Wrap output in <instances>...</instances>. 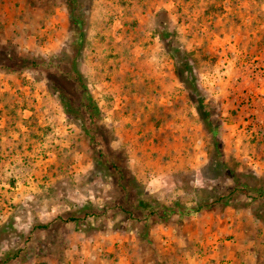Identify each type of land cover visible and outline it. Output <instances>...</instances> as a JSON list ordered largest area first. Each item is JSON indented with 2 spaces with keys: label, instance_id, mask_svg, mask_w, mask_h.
<instances>
[{
  "label": "rangeland",
  "instance_id": "rangeland-1",
  "mask_svg": "<svg viewBox=\"0 0 264 264\" xmlns=\"http://www.w3.org/2000/svg\"><path fill=\"white\" fill-rule=\"evenodd\" d=\"M69 1L0 8V264L62 260L75 232L135 235L132 247H168L164 261L186 264L170 229L219 264H264V0ZM161 32L192 58L202 107ZM142 186L155 207L209 205L196 222L175 211L150 224L134 210Z\"/></svg>",
  "mask_w": 264,
  "mask_h": 264
},
{
  "label": "crops",
  "instance_id": "crops-1",
  "mask_svg": "<svg viewBox=\"0 0 264 264\" xmlns=\"http://www.w3.org/2000/svg\"><path fill=\"white\" fill-rule=\"evenodd\" d=\"M0 1V8L5 5L6 0ZM193 221L200 220L202 217L199 215L192 216ZM203 219V218H202ZM211 223V221H209ZM169 243L172 240L179 241L181 245H184L179 249V259L184 257L188 260L186 264H219L213 259L219 258V253L215 250L209 253L197 252L194 248H190L187 242L186 236H180L171 229L168 232ZM150 233L148 237L150 238ZM195 236V235H193ZM209 237V235H208ZM201 239L204 244L207 245L210 237ZM66 239L69 240L68 247L64 250V258L59 260L56 257H52L53 260H49L48 264H169L163 260L164 254L172 252L168 247H164L159 253L150 247L141 249L136 245L132 247L136 241L135 235L117 233V232H101L94 234H85L84 232H75L68 234ZM137 244V243H136ZM165 248L167 251H165ZM196 248V247H195ZM216 251V252H215ZM160 254V255H159ZM186 260V261H187ZM22 263V262H21ZM23 264H26L23 262ZM28 264V263H27ZM31 264H41L39 261H33ZM179 264V263H170ZM180 264H183L181 262Z\"/></svg>",
  "mask_w": 264,
  "mask_h": 264
},
{
  "label": "trees",
  "instance_id": "trees-1",
  "mask_svg": "<svg viewBox=\"0 0 264 264\" xmlns=\"http://www.w3.org/2000/svg\"><path fill=\"white\" fill-rule=\"evenodd\" d=\"M74 0L69 1V3L72 4ZM80 23V20L76 19V16L74 15V23ZM161 38L163 40V43L165 47L167 48L168 52L174 57L178 58L175 65V72L179 78V80L183 83L184 87L187 89L189 96L194 100V102L197 103V106L200 108L203 106L205 98H203V92L200 84L198 83L197 75L195 74V66L192 63V58L187 57V53L184 51H181L180 49H177L172 40L166 37V33L161 32ZM179 56V57H178ZM82 96H83V103L84 107L87 109L88 114L92 121L96 119V109L97 106L93 104L90 100V95L86 89V87L83 86L82 88ZM218 125H210L209 126V132L211 134L212 138V146L209 149V163L213 165L215 170L221 169L220 166H217L216 161H222V145L221 140L218 135ZM92 145H94L96 150L98 151V156L100 160L109 168H112L115 172L119 173L121 177L125 176V173L123 172V167L119 166L115 159L109 157L105 153L102 152L101 146L92 140ZM209 165V164H208ZM222 165V164H221ZM218 168H217V167ZM218 172V171H217ZM225 178H232V180L235 183H239L244 187H249L248 183L246 181H240L238 176H236V173L228 174ZM118 185L117 179L113 181V187L118 188L120 187ZM257 190V189H256ZM259 192L261 194H264V188H258ZM121 192H123L124 195L132 196L131 191L125 189V187L121 188ZM144 195H147L146 191L144 190V187H141V191L137 192L136 201L137 204L134 205V210L138 211L140 214H146L148 218H150V224L154 222H166L169 220V213L177 211L179 215H185V216H192L199 213V211L203 208L208 207V202L203 200L196 201L194 205L185 206L183 203H179L178 201H173L170 205L165 203H160V205H157L155 207V199H152L151 196L148 198H145ZM172 205H175L176 207H171ZM159 206V207H158ZM130 211L131 214H135V212ZM146 210V212H145ZM153 215H156L157 218H155ZM71 219H74L71 217ZM144 227L149 226L148 221H145ZM125 229V228H124Z\"/></svg>",
  "mask_w": 264,
  "mask_h": 264
}]
</instances>
